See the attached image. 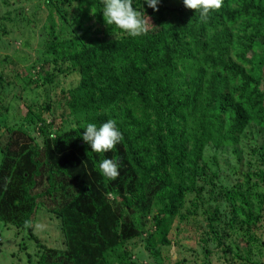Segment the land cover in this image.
Masks as SVG:
<instances>
[{
  "label": "trees",
  "instance_id": "1",
  "mask_svg": "<svg viewBox=\"0 0 264 264\" xmlns=\"http://www.w3.org/2000/svg\"><path fill=\"white\" fill-rule=\"evenodd\" d=\"M56 1L76 2V12L46 26L42 65L51 67L34 82L53 88L57 77L74 74L78 83L52 101L60 113L50 122L48 102L32 111L38 123L4 127L12 134L0 145V222L32 234L40 211L60 219L64 249L43 244L37 264H115L119 247L117 264H137L127 241L140 237L153 253L170 245L172 223L195 194L212 203L206 211L218 246L229 244L235 221L252 239L263 217L264 144L248 146L246 173L218 191L219 171L208 174L204 152L211 144L241 157L249 128L264 129V0H222L206 19L182 0H161L157 11L146 5L153 25L138 37L106 25L102 0ZM109 119L121 141L92 152L80 136L84 125ZM105 158L118 162L113 180L99 171Z\"/></svg>",
  "mask_w": 264,
  "mask_h": 264
},
{
  "label": "rangeland",
  "instance_id": "2",
  "mask_svg": "<svg viewBox=\"0 0 264 264\" xmlns=\"http://www.w3.org/2000/svg\"><path fill=\"white\" fill-rule=\"evenodd\" d=\"M75 5L76 2L73 3V6ZM56 6L59 7L60 13ZM73 6L66 2L59 4L56 0H0V77L4 80V86L0 85V104L7 106L6 111L0 110L1 146L12 134L6 133L4 127L19 129L21 126H27L31 118L38 123L32 111L45 110L48 102L52 107L49 112L45 110L43 116L50 122L55 112L57 115L60 113L59 107L52 101L59 97L62 89H68L78 83V78L74 74L60 75L56 78L53 88L43 84L41 79H38L39 84L34 82L42 75L43 67L44 70L51 67L42 65L48 58L42 44L48 33L46 26L50 27L51 22H54L57 28L63 16L72 19L76 12ZM144 10L148 15L146 4ZM167 17L170 19L169 15ZM152 25V19L149 17L147 26ZM66 29L69 30L67 27ZM70 32V30L65 32V35ZM50 96L53 98L51 101ZM74 119V117L69 119L73 125ZM63 125L65 128L69 126L67 122ZM262 144L264 129L253 125L249 128L247 136L242 137L239 147L241 157H238L233 148H227L225 152L224 149L211 144L206 147L204 157L212 163V169H208V174L213 170L219 171V175L214 179L218 184L217 191L222 181L230 186L246 173L253 155L248 146L257 149ZM205 196L208 197V193H205ZM238 203L240 205L239 201ZM262 207L260 214L263 217L253 224L252 239L240 235L242 231L237 230L240 222L235 221L229 225L233 231L229 237V244L218 246L208 225L209 214L206 211L207 208H213L212 203L203 202L195 194H191L181 210L183 216H177L172 223L168 234L170 245H157L158 253H153L155 249L149 250L146 240L140 237L129 239L127 245L132 249V258L137 264H264V205ZM253 209L257 214L256 205ZM154 210L156 211V208ZM141 213L140 211L138 214ZM221 215L225 219L231 217L230 213ZM133 218L134 215L127 220ZM146 219L154 230L149 212ZM43 244L51 248L65 247L61 221L52 212L40 211L37 214L32 234L25 230L19 232L17 227L0 222V264H37L42 252L40 246ZM122 251L123 248L119 247L114 253L115 264L120 261L121 258L117 254Z\"/></svg>",
  "mask_w": 264,
  "mask_h": 264
},
{
  "label": "clouds",
  "instance_id": "3",
  "mask_svg": "<svg viewBox=\"0 0 264 264\" xmlns=\"http://www.w3.org/2000/svg\"><path fill=\"white\" fill-rule=\"evenodd\" d=\"M182 2L186 8L199 12L201 19H206L210 11L219 9L222 4V0H182ZM102 3L100 12L106 25L114 26L131 37H138L147 31L149 20L143 4L157 11L161 0H102ZM134 3L138 6L134 7ZM80 136L90 146L91 151L96 153H105L114 149L122 138L116 122L112 119L99 125L95 122L87 123ZM98 168L101 175L109 180L119 175L118 162L114 159H102Z\"/></svg>",
  "mask_w": 264,
  "mask_h": 264
}]
</instances>
